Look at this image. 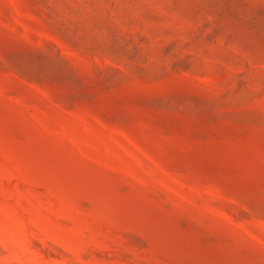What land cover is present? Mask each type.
Wrapping results in <instances>:
<instances>
[{
    "label": "rangeland",
    "instance_id": "374dc122",
    "mask_svg": "<svg viewBox=\"0 0 264 264\" xmlns=\"http://www.w3.org/2000/svg\"><path fill=\"white\" fill-rule=\"evenodd\" d=\"M0 264H264V0H0Z\"/></svg>",
    "mask_w": 264,
    "mask_h": 264
}]
</instances>
